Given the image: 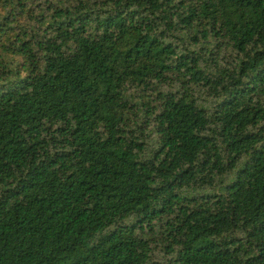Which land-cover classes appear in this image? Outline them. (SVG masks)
<instances>
[{
    "label": "trees",
    "instance_id": "1",
    "mask_svg": "<svg viewBox=\"0 0 264 264\" xmlns=\"http://www.w3.org/2000/svg\"><path fill=\"white\" fill-rule=\"evenodd\" d=\"M0 264H264V0H0Z\"/></svg>",
    "mask_w": 264,
    "mask_h": 264
}]
</instances>
